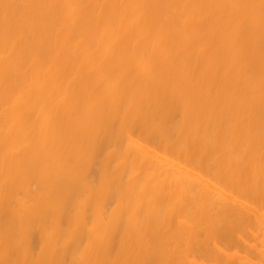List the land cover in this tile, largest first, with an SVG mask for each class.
Segmentation results:
<instances>
[{
  "label": "bare ground",
  "instance_id": "6f19581e",
  "mask_svg": "<svg viewBox=\"0 0 264 264\" xmlns=\"http://www.w3.org/2000/svg\"><path fill=\"white\" fill-rule=\"evenodd\" d=\"M0 264H264V0H0Z\"/></svg>",
  "mask_w": 264,
  "mask_h": 264
}]
</instances>
